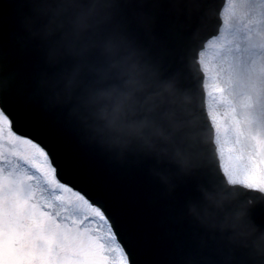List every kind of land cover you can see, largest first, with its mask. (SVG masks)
Wrapping results in <instances>:
<instances>
[{"label": "water", "instance_id": "obj_1", "mask_svg": "<svg viewBox=\"0 0 264 264\" xmlns=\"http://www.w3.org/2000/svg\"><path fill=\"white\" fill-rule=\"evenodd\" d=\"M226 0H0V110L129 264H264V193L220 168L198 62Z\"/></svg>", "mask_w": 264, "mask_h": 264}, {"label": "rangeland", "instance_id": "obj_2", "mask_svg": "<svg viewBox=\"0 0 264 264\" xmlns=\"http://www.w3.org/2000/svg\"><path fill=\"white\" fill-rule=\"evenodd\" d=\"M222 20L199 57L217 156L230 184L264 192V0H227ZM0 264H128L104 215L1 111Z\"/></svg>", "mask_w": 264, "mask_h": 264}]
</instances>
